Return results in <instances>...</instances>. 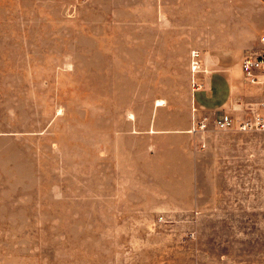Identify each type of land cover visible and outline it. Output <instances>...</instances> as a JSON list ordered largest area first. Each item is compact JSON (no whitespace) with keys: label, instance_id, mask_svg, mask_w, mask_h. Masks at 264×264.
<instances>
[{"label":"rangeland","instance_id":"1","mask_svg":"<svg viewBox=\"0 0 264 264\" xmlns=\"http://www.w3.org/2000/svg\"><path fill=\"white\" fill-rule=\"evenodd\" d=\"M246 3L0 0V264H264V131L194 129L161 58Z\"/></svg>","mask_w":264,"mask_h":264},{"label":"crops","instance_id":"2","mask_svg":"<svg viewBox=\"0 0 264 264\" xmlns=\"http://www.w3.org/2000/svg\"><path fill=\"white\" fill-rule=\"evenodd\" d=\"M245 8L248 11V28L243 37L233 36L226 29L219 38L215 36L218 39L207 40V44L205 42L201 45L194 39L191 40L193 43L189 48L186 37L180 36L178 42L182 45L179 47L186 50L184 57L175 56L178 47L174 45L167 44L163 47L164 55L161 58L169 73L177 60H183L184 73L187 76L186 89L191 87L193 92L195 117L204 115L205 120L208 119L207 116L212 120L223 112H230L234 117L240 118L250 115V109L257 108L264 101V90L246 81L241 69L244 55L262 48L260 37L264 35V0H248ZM258 18L262 20V25L254 26L253 23ZM194 50L199 52L200 70L197 73H192L190 66L191 52ZM190 75H196L199 88L193 87ZM157 121L155 118L153 123Z\"/></svg>","mask_w":264,"mask_h":264},{"label":"built area","instance_id":"3","mask_svg":"<svg viewBox=\"0 0 264 264\" xmlns=\"http://www.w3.org/2000/svg\"><path fill=\"white\" fill-rule=\"evenodd\" d=\"M262 48L254 53L244 55L241 62V69L244 78L249 83L264 90V35L260 37ZM199 52H191V71L197 73L200 70L198 60ZM193 87L199 88L198 82L192 79ZM205 118L197 121L195 127L203 130L206 126ZM213 126L219 130L235 129L238 131H264V101H261L257 108L250 109V115L240 118L234 117L230 112H223L212 119ZM194 127V129H195Z\"/></svg>","mask_w":264,"mask_h":264},{"label":"bare ground","instance_id":"4","mask_svg":"<svg viewBox=\"0 0 264 264\" xmlns=\"http://www.w3.org/2000/svg\"><path fill=\"white\" fill-rule=\"evenodd\" d=\"M163 22V21H162ZM167 24V23H166ZM163 25V24H162ZM164 26V25H163ZM157 105H161V102L160 103H158Z\"/></svg>","mask_w":264,"mask_h":264}]
</instances>
